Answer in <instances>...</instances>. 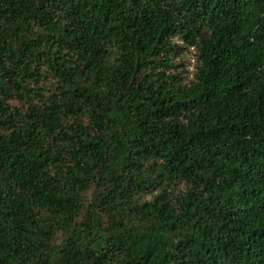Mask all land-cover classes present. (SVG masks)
<instances>
[{"label":"trees","instance_id":"1","mask_svg":"<svg viewBox=\"0 0 264 264\" xmlns=\"http://www.w3.org/2000/svg\"><path fill=\"white\" fill-rule=\"evenodd\" d=\"M0 264H264V0H0Z\"/></svg>","mask_w":264,"mask_h":264},{"label":"rangeland","instance_id":"2","mask_svg":"<svg viewBox=\"0 0 264 264\" xmlns=\"http://www.w3.org/2000/svg\"><path fill=\"white\" fill-rule=\"evenodd\" d=\"M182 66L186 68V71L189 72V78H192V73L195 70L196 63V53L192 48L190 50H186L183 55L179 58Z\"/></svg>","mask_w":264,"mask_h":264}]
</instances>
